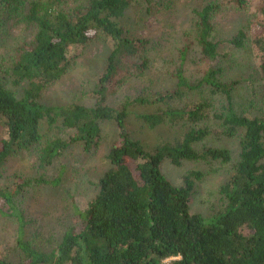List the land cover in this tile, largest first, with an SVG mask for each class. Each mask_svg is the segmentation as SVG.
<instances>
[{"label":"trees","instance_id":"1","mask_svg":"<svg viewBox=\"0 0 264 264\" xmlns=\"http://www.w3.org/2000/svg\"><path fill=\"white\" fill-rule=\"evenodd\" d=\"M172 0H86L72 9L67 0H0V19L18 17L35 29L33 40L17 46L9 67L15 84L25 83L20 97L0 85V180L10 158L31 153L39 144L40 125L60 122L74 134L68 139L51 138L38 150V163L47 167L72 144L89 152L97 146L101 124L115 123L117 140L108 151L110 168L97 183L95 195L83 210L75 209L79 225L67 230L50 253L34 249L25 239L26 221L15 204V197L29 184L16 180L11 187L0 186V220L15 226L14 247L19 260L0 264H264V115L251 118L237 115L232 109V83H221L220 70L208 67L196 82H189L181 68L174 75L175 88L154 100L143 97L126 99L114 108L108 98L125 79L143 75L149 66L150 42L130 38L121 19L133 6L141 5L150 15ZM250 0H225L244 9ZM219 5L208 3L193 10L198 62L212 63L218 56L212 40V15ZM1 23V21H0ZM103 36L112 42L106 67L92 92L90 107L77 104L48 106L40 96L59 81L90 42ZM246 35L239 32L231 43L243 45ZM250 44L264 78V4L256 8L250 27ZM189 47L179 50L181 67ZM207 89L224 98L221 113L213 110L222 134L233 137L241 130L239 160L220 189L226 203L222 211L204 218L191 213L192 182L175 187L163 176L160 166L168 159L174 165L183 160L213 159L229 162L223 149L197 152L193 145L205 130L192 129L180 142L160 144L147 150L128 131L129 108L155 103L164 110L135 115L153 129L161 124L180 122L196 124L206 119L212 109L208 101L190 108H173L169 104L183 93ZM197 176V175H195Z\"/></svg>","mask_w":264,"mask_h":264},{"label":"rangeland","instance_id":"2","mask_svg":"<svg viewBox=\"0 0 264 264\" xmlns=\"http://www.w3.org/2000/svg\"><path fill=\"white\" fill-rule=\"evenodd\" d=\"M35 1V0H32ZM38 1V0H37ZM77 0H67L66 7L73 8ZM80 3L86 0H78ZM216 3L219 9L211 17L212 40L217 44V58L212 63L201 64L197 58L193 10L208 3ZM264 0H250L244 9H238L225 0H172L150 15L143 14V7L133 6L121 19L128 36L146 39L150 42L147 57L149 66L139 77L125 79L115 93L108 98V104L119 107L126 99L143 97L148 100L159 97L175 88V72L181 68L189 82H196L208 67L220 70L217 77L221 83H232L231 103L233 111L240 116L262 118L264 115V78L257 65L250 44V27L253 26L255 10ZM0 85L20 97L25 83L15 84L9 74L14 49L33 40L35 29L18 17L0 19ZM246 39L241 47H234L231 40L239 32ZM112 42L103 36L95 39L82 50L63 77L48 86L40 96V103L48 106L77 104L90 107L94 103L92 92L106 67V59L112 51ZM189 47L186 61L181 67L179 50ZM208 101L211 110L206 119L196 124H161L153 129L136 119L138 114H151L164 110L166 105L155 103L129 108L128 131L147 150L160 144L180 142L192 129L205 130L206 135L193 145L202 152L205 149H223L229 153L230 161L183 160L174 165L170 160L162 161L163 176L175 187H183L185 180L192 182L190 212L209 218L225 206L220 193L222 185L232 174L239 160L243 133L235 136L222 134L220 123L213 118V110L224 111L223 97L211 95L207 89L188 91L169 104L173 108H190L194 104ZM98 144L89 152L78 144H72L51 165L42 167L38 163V150L51 138L68 139L73 132L58 122L48 127L40 125L41 139L31 153H22L10 158L0 180L1 187H11L15 181L29 182L22 193L15 197V204L25 221V239L37 251L50 253L59 244L63 234L79 225L74 210H83L97 191L98 180L110 168L108 151L117 140L118 129L114 122L101 124ZM5 138L0 126V139ZM264 145V140H263ZM264 164V161H263ZM197 175V176H195ZM15 226L9 220H0V258L10 263L19 260L14 247Z\"/></svg>","mask_w":264,"mask_h":264}]
</instances>
